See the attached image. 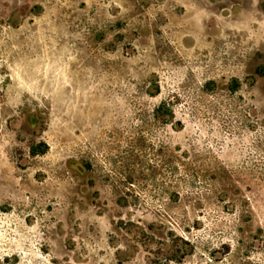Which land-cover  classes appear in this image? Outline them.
Returning <instances> with one entry per match:
<instances>
[{"label": "rangeland", "instance_id": "rangeland-1", "mask_svg": "<svg viewBox=\"0 0 264 264\" xmlns=\"http://www.w3.org/2000/svg\"><path fill=\"white\" fill-rule=\"evenodd\" d=\"M0 264H264V0H0Z\"/></svg>", "mask_w": 264, "mask_h": 264}]
</instances>
